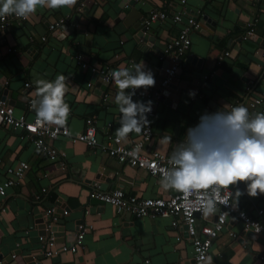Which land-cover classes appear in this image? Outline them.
I'll use <instances>...</instances> for the list:
<instances>
[{
    "label": "crops",
    "instance_id": "1",
    "mask_svg": "<svg viewBox=\"0 0 264 264\" xmlns=\"http://www.w3.org/2000/svg\"><path fill=\"white\" fill-rule=\"evenodd\" d=\"M153 9L167 12L168 17L146 31L154 39L151 48L133 38L138 22ZM180 10L177 0H76L71 7L56 9L37 5L35 13L25 18L20 27L12 21L4 33L0 32V97L14 108L15 114L36 117V81L52 82L63 75L68 87L64 99L70 107L64 126L69 135L81 132L84 120L93 118L96 141L104 145L120 127L122 114L114 102L120 90L112 79L103 92L99 91L100 80L90 67H107L113 72L143 61L145 70L155 76L160 65L156 53L181 29L169 16ZM185 11L197 21L206 17L214 27L203 21V32L189 33L190 46L181 57L184 67L179 78L187 84L178 103L173 108L158 101L152 105V136L145 147L167 156L172 155L178 143L186 141L188 129L196 128L202 115L231 111L241 105L247 108V102L264 89V58L256 55L264 43V0H186ZM61 18L73 31L67 35L62 29L48 31V24ZM250 25L252 34L245 38ZM41 37H45L44 42ZM224 52L228 55L223 56ZM76 54L83 56L87 68L75 65ZM4 90L9 92V98L2 95ZM257 113H264V103ZM212 131L205 133L210 137ZM140 133H129L126 139L138 140ZM21 135L0 123V183L6 167L18 161L29 166L22 179L6 189L5 198H0V264L16 251L23 257H33L37 264H190L191 243L181 231L169 226V219L116 214L112 206L88 199L93 183L103 192L120 189L125 197L165 200L177 191L165 190L157 178L119 165L103 152L69 138L58 137L49 143L63 154L57 161H49ZM166 137L171 140L166 141ZM236 191L243 195L234 206ZM232 194L234 209L253 215L260 208L264 213V195L249 197L247 182H238ZM54 203L67 210V215L56 223L63 227L66 237L60 244L73 241L78 222L92 228L83 237V249L47 259L39 251L35 220ZM213 222L211 216L204 223ZM208 255L212 264H264V240L245 231L242 223L230 216L211 242Z\"/></svg>",
    "mask_w": 264,
    "mask_h": 264
},
{
    "label": "built area",
    "instance_id": "2",
    "mask_svg": "<svg viewBox=\"0 0 264 264\" xmlns=\"http://www.w3.org/2000/svg\"><path fill=\"white\" fill-rule=\"evenodd\" d=\"M181 10L178 13L171 14L169 17L174 24H180L181 29L178 34L171 38L165 48L156 53L155 57L160 64L166 61V67L162 70L163 75L156 87H151L146 91L138 89L133 96L142 102L152 101V105L157 102L158 97L167 88L170 81L175 77L176 70L179 67V59L188 51L190 46L189 33L201 30L200 22L188 16L185 11L186 0H177ZM82 5L77 7L80 12ZM188 16V17H187ZM168 17L167 12L157 11L155 9L149 11L146 18L143 20L142 28L147 31L150 25L163 22ZM183 17L186 18L183 21ZM25 18L17 17L15 14L0 16V32L5 30L13 21L16 27H20ZM64 25V20L58 19L48 24V31L56 32ZM252 28L245 32V38L250 37ZM41 42L45 41V37L40 38ZM228 53L224 52L223 56ZM261 56L264 58V51ZM75 65L79 69L88 67L86 60L82 55L76 54L73 57ZM221 60V56L218 57ZM90 71L96 74L103 82L109 83L112 80L111 73L107 67L102 69H95L90 67ZM27 87V84H24ZM132 90H128L131 92ZM264 103V89L255 98L247 102V109L250 115H255L258 108ZM31 102H27V108H30ZM154 116V111L147 114L149 121ZM0 123L3 126L10 128L13 131H19L21 138L30 143L35 151L42 153L49 161L55 162L58 158L63 157V154L55 150L49 143L56 140L58 137L69 138L72 142H78L85 145L91 150H99L103 152L108 158L112 159L119 165H127L130 168L144 171L147 175L157 178L161 181L164 171L172 167L168 163L171 156L162 155L155 151L149 150L145 147L146 142L151 138V126L148 123L145 126L138 140L124 139L117 141L116 136H109L104 145L98 144L95 138L96 127L94 126L93 118H86L84 120L83 130L73 136L69 135L65 126H40L36 123V117L27 118L23 113L15 114L14 108L5 100L3 96L0 97ZM210 128V127H209ZM209 128L202 129L204 132ZM124 141V143H123ZM182 144V142L177 145ZM29 166L24 161H18L13 166H8L4 170V179L0 183V198H5L6 189L12 187L17 181L22 179L24 174L28 171ZM234 186H229V189H221V195L226 196L227 192L232 193ZM88 199L93 203L106 204L114 208L116 214H131L138 219H154L167 218L169 219V226L173 229L181 231L191 243V258L190 264H205V258L208 256L211 242L216 238L218 232L226 225L230 216L240 221L245 231H249L254 236H259L264 240V216L263 210L258 208L253 215L244 211H238L231 205V198H228V206L219 205L220 210L211 215L214 217V222L209 225L204 223L208 217L204 216L195 203L197 195L185 198L183 193L176 192L167 199H153V198H138L125 197L120 189L103 192L99 190L98 185L93 183L89 186ZM211 191V189H209ZM92 205H89L91 207ZM60 207L54 203L47 209L42 211L44 218L50 220L51 224L56 222V218L52 217ZM228 213L226 218L220 216L221 213ZM67 215V210L61 209L60 217ZM197 223L199 224L196 230ZM90 224L79 223L76 226V233L73 236V241L69 244L55 243L53 233L48 232L44 236L38 235L37 242L39 244V251L44 258L52 259L63 254H74L83 249V237L90 231ZM179 237H176L178 241ZM15 255H10L13 259Z\"/></svg>",
    "mask_w": 264,
    "mask_h": 264
},
{
    "label": "clouds",
    "instance_id": "3",
    "mask_svg": "<svg viewBox=\"0 0 264 264\" xmlns=\"http://www.w3.org/2000/svg\"><path fill=\"white\" fill-rule=\"evenodd\" d=\"M75 3L76 0H0V16L15 14L28 18L35 13L37 5L56 9ZM111 77L120 90L114 101L122 114L116 130L119 142L148 125L147 114L152 111V101L134 102L133 96L138 89L146 91L154 87L156 81L153 73L145 70L143 61L132 68L113 71ZM36 85L38 99L33 101V107L37 125L63 127L70 114L64 99L68 91L66 77L58 75L52 82L40 79ZM129 89L132 91H125ZM208 125L213 130L212 135L199 137L197 133ZM168 163L172 167L164 171L162 187L183 193L185 198L195 193V203L204 216L215 215L220 210L219 205L228 206V198L233 199V194L228 191L222 196L221 189L228 190L238 182H247L249 197L264 195V113L250 115L242 105L227 112L205 113L196 128L188 129L186 141L176 146ZM242 195L240 191L235 192L234 206ZM220 216L226 218L228 213ZM205 264H212L211 256L205 258Z\"/></svg>",
    "mask_w": 264,
    "mask_h": 264
},
{
    "label": "water",
    "instance_id": "4",
    "mask_svg": "<svg viewBox=\"0 0 264 264\" xmlns=\"http://www.w3.org/2000/svg\"><path fill=\"white\" fill-rule=\"evenodd\" d=\"M143 20L144 19H142L140 22H138V26L135 28V35H134L133 39H134V41L136 43H142V44H145L146 47L148 46V47L154 48V47H152V43H153L154 39L152 37H150L146 33V31H144V29L142 28ZM203 21L208 23V25H210V27L213 29L214 24L209 19H207L206 17H202L201 21H199L202 29H203V27H202V22ZM72 23H75V22H72ZM76 27H77L76 29H80L79 28L80 26H76ZM61 29H62L63 35H67L68 33H71L73 31V27L67 26L65 24L61 27ZM81 30H84L83 26H82ZM201 30H199V32H203ZM4 31L5 30H3L2 32L4 33ZM263 51H264V43L261 44L260 47L258 48V50L256 51L257 57L261 56ZM178 61H179V67L176 70L175 77L170 81V83L167 86V88L163 91V93L157 99V101L159 103H161L163 105H166V106H171L172 108L178 103V101L180 99V96H181V92L185 91L186 84H187V81H185V80H180L179 81V78H180L182 69L184 67V64L182 63V59H179ZM188 61L189 60H186V62H188ZM165 67H166V61L160 63L159 70H158L157 74L154 76L155 81H156V84H155L154 87H156L159 84V82H160V80L162 78V75H163V71L162 70ZM94 77H97V75L94 74ZM98 80H100V85H98L99 91L103 92L106 89V87L108 86V83L103 82L101 80V76H100V78L98 77ZM74 90H76V87H74L72 89V92H74ZM2 95H6L9 98V92L7 90L6 91L5 90L2 91ZM214 100L215 99L213 98V101ZM212 103H210L209 106H211ZM207 131H212V128L210 127L209 129H207ZM197 135L199 137H201V138H206L210 134H206L203 131H199L197 133ZM60 213H61V208L57 209L56 212H55V215L52 216V217L56 218V222H54L53 224L47 223V220L44 221L43 220L44 217L41 214L37 215L36 216V220H35V223L38 225V235L44 236V235L48 234V232L54 233L55 231L61 233L60 235L53 234V236L55 238H57V239H55L56 240L55 243H57V244L58 243L60 244V243H63L64 241H66V237H64V233H63V227L56 224L57 220L59 219V214ZM80 223H81V221H80ZM77 224H79V222ZM198 227H199V224L197 223L196 230H198ZM58 238H60V239H58ZM10 255H15V256H14L13 259H11ZM7 257L8 258L2 259L5 262V264L6 263H8V264H37L35 262V260L33 259V257H31V256L23 257V256L20 255L19 251L11 253Z\"/></svg>",
    "mask_w": 264,
    "mask_h": 264
}]
</instances>
